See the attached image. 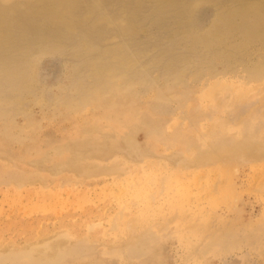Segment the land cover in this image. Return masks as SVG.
Listing matches in <instances>:
<instances>
[{
	"label": "rangeland",
	"instance_id": "1",
	"mask_svg": "<svg viewBox=\"0 0 264 264\" xmlns=\"http://www.w3.org/2000/svg\"><path fill=\"white\" fill-rule=\"evenodd\" d=\"M0 255L264 264V0H0Z\"/></svg>",
	"mask_w": 264,
	"mask_h": 264
},
{
	"label": "bare ground",
	"instance_id": "2",
	"mask_svg": "<svg viewBox=\"0 0 264 264\" xmlns=\"http://www.w3.org/2000/svg\"><path fill=\"white\" fill-rule=\"evenodd\" d=\"M241 12H242V11H241ZM246 12H247V11H246ZM239 13H240V12H239ZM260 154H261V153H260ZM117 171H118V170H117ZM12 181H13V180H12ZM21 181H22V180H21ZM21 181H20V182H21ZM20 182H19V183H20ZM26 182H27V181H26ZM30 182H31V181H30ZM40 251H41V250H40ZM42 251H43V250H42ZM44 251H46V250H44ZM41 253H43V252H41ZM55 253H56V252H55ZM42 255H43V254H42ZM0 256H1V255H0Z\"/></svg>",
	"mask_w": 264,
	"mask_h": 264
}]
</instances>
